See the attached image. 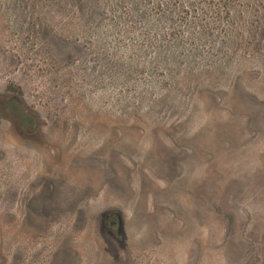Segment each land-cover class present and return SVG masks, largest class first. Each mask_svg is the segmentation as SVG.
Segmentation results:
<instances>
[{"label":"rangeland","instance_id":"obj_1","mask_svg":"<svg viewBox=\"0 0 264 264\" xmlns=\"http://www.w3.org/2000/svg\"><path fill=\"white\" fill-rule=\"evenodd\" d=\"M0 264H264V0H0Z\"/></svg>","mask_w":264,"mask_h":264},{"label":"trees","instance_id":"obj_2","mask_svg":"<svg viewBox=\"0 0 264 264\" xmlns=\"http://www.w3.org/2000/svg\"><path fill=\"white\" fill-rule=\"evenodd\" d=\"M12 104H14L15 105V102H14V100H12L11 101V110L16 114L17 113V115L18 116H21L22 118H23V120H25L26 121V117H25V115H23V114H21V113H19V107L16 105V106H14V105H12ZM28 121H29V119H28ZM28 124H31L30 123V121L29 122H27ZM109 219V218H108Z\"/></svg>","mask_w":264,"mask_h":264},{"label":"flooded vegetation","instance_id":"obj_3","mask_svg":"<svg viewBox=\"0 0 264 264\" xmlns=\"http://www.w3.org/2000/svg\"><path fill=\"white\" fill-rule=\"evenodd\" d=\"M107 218H110V215H108Z\"/></svg>","mask_w":264,"mask_h":264}]
</instances>
